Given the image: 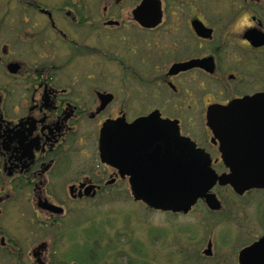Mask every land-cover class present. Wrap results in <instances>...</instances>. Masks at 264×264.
I'll return each instance as SVG.
<instances>
[{"label":"flooded vegetation","instance_id":"1","mask_svg":"<svg viewBox=\"0 0 264 264\" xmlns=\"http://www.w3.org/2000/svg\"><path fill=\"white\" fill-rule=\"evenodd\" d=\"M195 1L0 0V264H91L108 192L171 216L217 211L183 210L212 178L237 194L224 156H264V101L243 102L264 97V0Z\"/></svg>","mask_w":264,"mask_h":264},{"label":"rangeland","instance_id":"2","mask_svg":"<svg viewBox=\"0 0 264 264\" xmlns=\"http://www.w3.org/2000/svg\"><path fill=\"white\" fill-rule=\"evenodd\" d=\"M195 4L212 3L196 0ZM224 4L239 5L234 0ZM247 17L240 16L236 30L245 29ZM120 193L98 197V252H81V258L87 253L92 256L91 264H236L239 251L264 236V191L243 197L220 188L215 190L220 201V208H213L217 211L197 204L181 216L148 214ZM83 237L86 240L89 235ZM63 257L58 251L54 260Z\"/></svg>","mask_w":264,"mask_h":264},{"label":"water","instance_id":"3","mask_svg":"<svg viewBox=\"0 0 264 264\" xmlns=\"http://www.w3.org/2000/svg\"><path fill=\"white\" fill-rule=\"evenodd\" d=\"M260 96L261 95L250 97L243 100V102L264 101V97ZM255 159L256 158L254 157L240 158L238 156L225 155L224 161L226 162L227 166L231 168V173L222 175L219 178L220 184L231 185L232 188L240 195H243L246 191H249L251 189H264V156H262L259 161H255ZM259 164L260 170L258 169ZM178 176H180L179 179ZM163 178L166 181V186L168 187L166 188V191L167 194L169 193V195H171V192L175 190L179 191L180 189H182L186 181V176L182 170H180V172H177V174L174 171L168 170ZM214 180L215 178H212L209 180V183L201 185L196 190H192V192H190L187 201L183 202L185 205V208H183L184 212H189L191 207L200 197H208L209 203H214L213 205H211L212 208H220V203L216 202L215 196L207 195V192L212 188V181ZM176 182L179 185L174 188L173 185ZM183 196L185 197V195ZM207 253L209 254L210 251H208ZM240 263L264 264V236L241 252Z\"/></svg>","mask_w":264,"mask_h":264}]
</instances>
